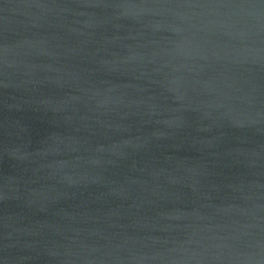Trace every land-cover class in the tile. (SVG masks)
<instances>
[{
    "label": "water",
    "instance_id": "obj_1",
    "mask_svg": "<svg viewBox=\"0 0 264 264\" xmlns=\"http://www.w3.org/2000/svg\"><path fill=\"white\" fill-rule=\"evenodd\" d=\"M0 264H264V0H0Z\"/></svg>",
    "mask_w": 264,
    "mask_h": 264
}]
</instances>
